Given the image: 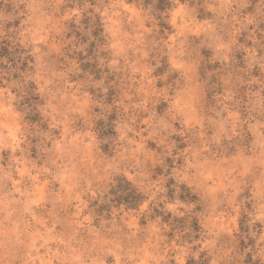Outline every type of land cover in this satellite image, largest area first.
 <instances>
[{
  "label": "clouds",
  "instance_id": "9594fccd",
  "mask_svg": "<svg viewBox=\"0 0 264 264\" xmlns=\"http://www.w3.org/2000/svg\"><path fill=\"white\" fill-rule=\"evenodd\" d=\"M0 264H264V0H0Z\"/></svg>",
  "mask_w": 264,
  "mask_h": 264
}]
</instances>
